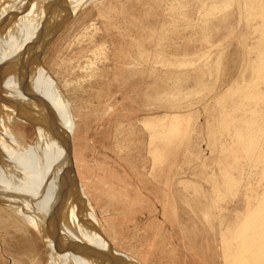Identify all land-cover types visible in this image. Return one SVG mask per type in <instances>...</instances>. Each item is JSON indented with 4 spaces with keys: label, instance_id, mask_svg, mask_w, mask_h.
Wrapping results in <instances>:
<instances>
[{
    "label": "rangeland",
    "instance_id": "1",
    "mask_svg": "<svg viewBox=\"0 0 264 264\" xmlns=\"http://www.w3.org/2000/svg\"><path fill=\"white\" fill-rule=\"evenodd\" d=\"M228 1L89 0L33 40V60L65 95L72 169L99 246L133 264H227L225 231L263 199L264 123L251 140L255 159L238 151L234 129L217 134L222 110L245 121L259 109L233 92L239 110L218 106L253 80L260 24L249 1ZM18 127L37 143L31 127ZM9 197L0 200V264H48L43 239L14 213L22 199Z\"/></svg>",
    "mask_w": 264,
    "mask_h": 264
},
{
    "label": "bare ground",
    "instance_id": "2",
    "mask_svg": "<svg viewBox=\"0 0 264 264\" xmlns=\"http://www.w3.org/2000/svg\"><path fill=\"white\" fill-rule=\"evenodd\" d=\"M74 1L77 0H0V80L11 63L10 82L8 84L4 81L5 85L0 89L4 90V93L0 91L3 93L0 98V200L6 201L10 198L9 195L11 198L22 199L16 204L18 209L14 213L27 226L34 228L43 239L47 252L51 251L48 264H74L70 255L76 256L83 264H133L127 259L108 253L106 246H99L100 232L94 225L92 210L72 169L71 132L68 129L70 113L65 95L55 88L54 80L38 58L33 60L34 53L39 50L37 47L34 51L33 46L37 35L49 33L55 23L70 18L71 12L79 11L89 0H81L77 6ZM220 1H224L223 4L226 0ZM247 1L249 2L248 5L245 4V9L254 12L251 14L254 20L260 19V24L255 28L258 34L256 49L252 50L255 51L253 55L256 54V59L252 67L250 66L253 80L245 87L236 85L235 89L232 88L233 91L230 90L229 97L233 92L232 97L240 99L242 105L255 103L259 109L249 114L247 112L245 121H241L245 118H242L244 115L239 120L237 116L234 119L235 117H230L221 109L220 126L217 124L219 131L215 128L217 134L234 129L237 132L235 137H239L238 151L251 159L256 154L253 147L257 146L254 145L255 140H251L254 137L256 140L259 138L257 134H261V130L259 133L258 128L264 123V109L258 104L264 93H259V87L264 86V0ZM73 2L74 6L71 5ZM8 8L11 13L8 10L4 13ZM8 15L11 16L9 19ZM7 90L8 95L5 93ZM52 92L56 95L59 93V97ZM165 97L166 95L164 99ZM232 97L220 100L218 106L224 103L232 105ZM167 99L172 100L168 97ZM233 105L236 110L240 109L237 104ZM245 108L244 106L243 109ZM243 109L242 112L239 111L240 114L245 112ZM18 126L31 127L36 134L34 139H37V143L29 145L25 133L20 129L16 130ZM256 205L249 217L246 216L237 226L225 231L227 234L225 233L223 240L227 242V247L224 259L227 264H264V195L259 205ZM91 223L95 231L88 233ZM62 225L65 229L60 228ZM58 230H65V235L57 240L53 236Z\"/></svg>",
    "mask_w": 264,
    "mask_h": 264
}]
</instances>
